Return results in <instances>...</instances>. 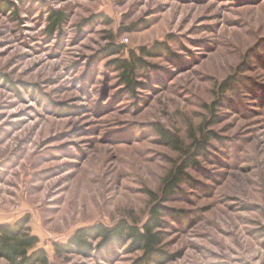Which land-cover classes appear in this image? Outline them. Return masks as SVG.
Segmentation results:
<instances>
[{"label": "rangeland", "instance_id": "374dc122", "mask_svg": "<svg viewBox=\"0 0 264 264\" xmlns=\"http://www.w3.org/2000/svg\"><path fill=\"white\" fill-rule=\"evenodd\" d=\"M155 208L158 260L57 250ZM26 218L50 264H264V0H0V223Z\"/></svg>", "mask_w": 264, "mask_h": 264}, {"label": "trees", "instance_id": "16d2710c", "mask_svg": "<svg viewBox=\"0 0 264 264\" xmlns=\"http://www.w3.org/2000/svg\"><path fill=\"white\" fill-rule=\"evenodd\" d=\"M64 19V14H57L52 20L50 31L61 26V22ZM111 52L120 53V47L112 45ZM133 61V62H132ZM116 66L120 70H123L122 80L127 86V90L135 92L134 87L136 85L135 74L136 70L142 66H145L140 57L133 55L131 61L123 60L116 61ZM170 141L177 142L174 138H170ZM199 149L204 148V143H199ZM194 163L193 159H190ZM186 166H182L179 170L171 176L166 188L164 190L166 195L171 194L175 187L184 182V169ZM157 208L153 210V215L150 222L146 223L144 226V231L142 232L137 227H129L125 224H121L120 227L114 230H107L105 227L99 225L98 227L85 229L78 231L68 242L67 245H58V251H69L79 250L85 253L90 245L87 242V238L93 236H103L107 241L116 240L123 241L124 231L126 236L130 237L132 241L145 252V257L142 261L152 262L158 260L160 251L157 250L158 244L160 243L157 234L153 233V229L162 223L156 211ZM30 219L22 222L12 223V224H0V258L6 260V264H50V260L44 249H38L39 239L34 236L31 232L30 227L27 225Z\"/></svg>", "mask_w": 264, "mask_h": 264}, {"label": "crops", "instance_id": "0c3cea01", "mask_svg": "<svg viewBox=\"0 0 264 264\" xmlns=\"http://www.w3.org/2000/svg\"><path fill=\"white\" fill-rule=\"evenodd\" d=\"M1 224V223H0Z\"/></svg>", "mask_w": 264, "mask_h": 264}]
</instances>
